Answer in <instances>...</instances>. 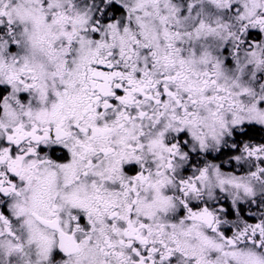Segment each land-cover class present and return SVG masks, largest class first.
Instances as JSON below:
<instances>
[{"label":"snow or ice","instance_id":"1","mask_svg":"<svg viewBox=\"0 0 264 264\" xmlns=\"http://www.w3.org/2000/svg\"><path fill=\"white\" fill-rule=\"evenodd\" d=\"M0 264H264V0H0Z\"/></svg>","mask_w":264,"mask_h":264}]
</instances>
